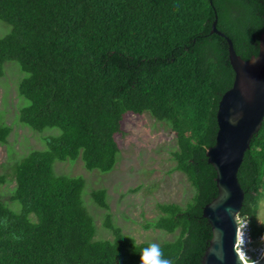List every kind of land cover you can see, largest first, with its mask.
Instances as JSON below:
<instances>
[{
	"label": "trees",
	"instance_id": "obj_1",
	"mask_svg": "<svg viewBox=\"0 0 264 264\" xmlns=\"http://www.w3.org/2000/svg\"><path fill=\"white\" fill-rule=\"evenodd\" d=\"M263 7L264 0H0V21L11 27L0 38V76L6 61L26 74L17 84L28 103L18 122L60 132L43 137L45 150L13 163L9 201L20 212L0 203V264H140L150 243H136L111 223L105 191L89 195L111 235L96 241L81 201L83 180L52 171L55 161L77 158L86 171H111L113 136L127 112L148 113L174 134L172 170L193 191L182 207L157 204L158 216L142 227L176 233L159 244L174 264H199L210 238L201 209L216 195L204 152L214 143L217 102L233 79L225 41L208 34L211 8L216 29L247 60L257 53ZM9 133L0 126V144ZM236 179L243 193L238 217L253 235L262 233L255 220L264 195V117Z\"/></svg>",
	"mask_w": 264,
	"mask_h": 264
},
{
	"label": "rangeland",
	"instance_id": "obj_2",
	"mask_svg": "<svg viewBox=\"0 0 264 264\" xmlns=\"http://www.w3.org/2000/svg\"><path fill=\"white\" fill-rule=\"evenodd\" d=\"M10 31V25L0 21V38ZM25 77L26 74L16 62L3 63L0 76V126H8L10 133L5 143L0 144V203L13 213L20 212V205L9 201L14 187L12 166L30 150H45L43 137L60 133L56 128L34 132L18 122L19 110L28 104L17 95V84ZM113 138L118 153L111 171H86L80 158H77L73 161H55L52 164L53 174L83 180L81 201L92 220L93 240H111L110 232L102 225L104 211L97 208L89 196L91 191L102 189L105 191L110 221L122 234L133 238L136 243L161 244L172 241L176 233L144 230L142 226L158 216L157 204L173 203L182 207L192 195L193 191L184 176L172 170L174 164L170 153L176 150L174 134L148 113L138 115L127 112L123 114L119 130ZM134 188L138 189L131 192ZM29 219L35 221L33 215ZM255 221L257 225H264V195L258 202Z\"/></svg>",
	"mask_w": 264,
	"mask_h": 264
},
{
	"label": "water",
	"instance_id": "obj_3",
	"mask_svg": "<svg viewBox=\"0 0 264 264\" xmlns=\"http://www.w3.org/2000/svg\"><path fill=\"white\" fill-rule=\"evenodd\" d=\"M211 9L213 20L208 34L225 41L233 79L230 88L217 102L214 143L204 152L206 162L215 174L216 195L201 209V218L208 225L210 238L199 264H245L234 249L237 217L243 200L236 173L264 117V7L257 53L247 60L240 59L231 41L216 29V15ZM254 264H264V253Z\"/></svg>",
	"mask_w": 264,
	"mask_h": 264
},
{
	"label": "built area",
	"instance_id": "obj_4",
	"mask_svg": "<svg viewBox=\"0 0 264 264\" xmlns=\"http://www.w3.org/2000/svg\"><path fill=\"white\" fill-rule=\"evenodd\" d=\"M234 249L245 264H254L264 253V231L254 234L247 219L237 217Z\"/></svg>",
	"mask_w": 264,
	"mask_h": 264
},
{
	"label": "clouds",
	"instance_id": "obj_5",
	"mask_svg": "<svg viewBox=\"0 0 264 264\" xmlns=\"http://www.w3.org/2000/svg\"><path fill=\"white\" fill-rule=\"evenodd\" d=\"M14 239H19V237L14 236ZM140 264H174V262L165 258L160 245L153 242L141 250Z\"/></svg>",
	"mask_w": 264,
	"mask_h": 264
}]
</instances>
